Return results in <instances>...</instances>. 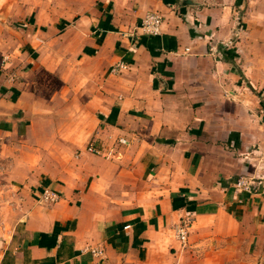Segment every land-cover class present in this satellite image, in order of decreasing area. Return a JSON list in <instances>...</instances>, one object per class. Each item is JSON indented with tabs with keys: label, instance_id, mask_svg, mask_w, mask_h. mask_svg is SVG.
<instances>
[{
	"label": "crops",
	"instance_id": "0c3cea01",
	"mask_svg": "<svg viewBox=\"0 0 264 264\" xmlns=\"http://www.w3.org/2000/svg\"><path fill=\"white\" fill-rule=\"evenodd\" d=\"M0 264H264V0H0Z\"/></svg>",
	"mask_w": 264,
	"mask_h": 264
},
{
	"label": "built area",
	"instance_id": "2783aa9c",
	"mask_svg": "<svg viewBox=\"0 0 264 264\" xmlns=\"http://www.w3.org/2000/svg\"><path fill=\"white\" fill-rule=\"evenodd\" d=\"M164 17L161 13L159 12H148L141 20L140 27L142 30L147 33V34H159L161 32V28L163 25ZM229 46H234V41L230 40L227 43ZM5 60L7 57L4 58ZM119 68L124 67V64L118 65ZM114 70V69H113ZM119 143L123 145H128L129 142L126 138H120ZM88 151L95 153V154H102L103 149L97 147L94 144H89L88 146ZM234 185L247 192H252L254 189V184L250 180H248L246 177H239L237 180L234 182ZM38 198L41 202L44 203H54L57 202L60 199V194L49 188L46 187L42 192L39 193ZM190 220H183L181 223L177 224L176 226V236L177 238L185 244L188 240V235H189V230H190ZM97 253H101V251H98Z\"/></svg>",
	"mask_w": 264,
	"mask_h": 264
}]
</instances>
